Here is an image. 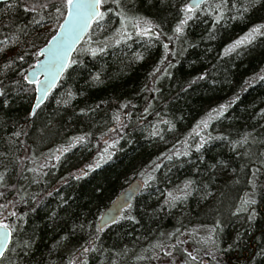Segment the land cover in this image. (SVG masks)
<instances>
[{
	"label": "trees",
	"instance_id": "trees-1",
	"mask_svg": "<svg viewBox=\"0 0 264 264\" xmlns=\"http://www.w3.org/2000/svg\"><path fill=\"white\" fill-rule=\"evenodd\" d=\"M8 2H0V41H5L6 50L23 49L25 60L17 61V66L29 71L41 57L34 54L36 48L47 44L58 28L37 13L20 8L6 11ZM186 2L189 0H120L117 5L106 0L103 27L92 25L72 55L79 63L63 74L35 117L28 116L36 95L31 85H26V94H12L8 106L0 105V153H8L0 156V171L7 168V183L15 185L7 190L0 188L6 192L0 204L18 200V191L29 194L27 204L17 203V216L5 214L15 229L9 245L15 253L9 255L17 264H68L79 255L75 250L88 246L89 241L95 243L96 250L88 253L87 264H168L165 261L174 259L184 264V248L199 249V260L194 264H264V256L260 255L264 250V170L257 173V187L253 190L247 182L250 158L244 155L249 145L234 149L230 143L250 133L257 139L256 144L249 142L251 152L257 156L264 152V143L260 142L264 140V37L257 36L251 44L224 54L228 44L255 24L264 23V7L257 6L237 19L227 18L226 13L225 21L213 30L212 17L201 5L205 10L189 21L181 40L169 43L175 56L164 49L163 44L168 43L165 37L153 36L150 42L135 31L133 20H123L117 14L123 10L129 17H146L172 36L183 16L181 5ZM216 2L208 0L211 5ZM238 2L242 4L244 0ZM122 24L128 25L131 36L116 44L113 36ZM210 31L214 39L208 38ZM6 37L18 39L12 45ZM98 47L104 50L93 55L90 49ZM136 53L143 59L135 60ZM166 55L167 60L160 64ZM2 59L4 53H0ZM168 64L174 65L168 68L172 75H161L153 85L149 75L153 68L159 65L163 69ZM97 71L102 74L101 83L91 79ZM203 72L209 75L181 92L178 99L173 98L184 82ZM13 74L19 78L18 71L9 73ZM153 87L161 91H152ZM69 92L74 95L69 97ZM127 101L132 106L123 108ZM149 102L152 108L146 114L143 109ZM225 103L228 107L223 115L212 113ZM81 108L93 111L82 113ZM125 113L132 115L126 117ZM117 115L119 121L115 119ZM140 117H144L143 123ZM164 120L175 127L161 123ZM153 127L163 131L152 135ZM20 129L26 135L17 138L19 143L9 144L11 133ZM84 134H89L86 142L64 153L55 169L51 165L44 168L43 172L49 174L43 179L40 173L25 171L39 168L58 146H66L71 137ZM201 135L205 143L197 151L195 144L202 142ZM208 136L213 139L208 141ZM177 151H187L189 155L176 156ZM161 154L171 155L172 159ZM97 161L100 167L88 170L86 177L77 180L68 176L70 172L78 175L79 169ZM156 164L160 167L156 168ZM60 177H66L68 183L64 184ZM33 178L40 182L32 183ZM135 179L145 181L144 189L116 222L97 233L102 213ZM186 180L195 182L190 189L184 188ZM53 188H58L59 194L43 195ZM253 191L257 203L250 207H255L257 217L250 222V212L236 209ZM170 192L178 197L174 207L164 203L171 199ZM184 192L188 193L186 197ZM37 193L43 196L39 203L30 198ZM127 216H135L136 220ZM237 234L241 239L233 243ZM26 239L32 241L27 254L20 247ZM158 242L167 246L165 251L156 247ZM172 244L176 247L171 248ZM168 251L172 257L167 256Z\"/></svg>",
	"mask_w": 264,
	"mask_h": 264
},
{
	"label": "snow or ice",
	"instance_id": "snow-or-ice-1",
	"mask_svg": "<svg viewBox=\"0 0 264 264\" xmlns=\"http://www.w3.org/2000/svg\"><path fill=\"white\" fill-rule=\"evenodd\" d=\"M112 2L119 5L120 0H112ZM105 3L106 0H59V3H57L56 0H9V2L5 4L6 11L10 12L15 10L16 8H20L25 12L37 13L41 15L42 19H47L50 23L54 22V26L59 28L60 31L51 37L50 43L46 44L45 47L36 48L35 45H32L33 48H36V52L34 54L45 55L47 59L43 63L37 61L39 67L37 69L31 70L30 73L26 71L22 66H17V61L25 60L26 53L23 51V49H16L15 51H12V49L9 48L6 50L4 47L5 41H0V53H4V59L0 60V105L8 106L11 103L10 97L12 96V94H26L28 92V87H26V85H31L33 86V93H38V95L34 96L35 103L30 106L28 116L35 117L38 114L37 110L40 109L42 104L44 103L47 93L50 90L51 84L55 81L56 77L66 72L73 65L79 63L77 59L72 58L71 52L73 50V46L80 40L81 35L89 31L93 24L103 27V22L107 15L106 10L104 9ZM201 5H204L205 8H207L209 15L212 17L211 29L214 30L218 23L225 21L226 13L229 14L227 18H243L245 13L255 9L257 6L264 7V0H244V3L242 4L239 3L238 0H232L230 6L229 0H217L214 5L209 4L208 0H189V2L181 5V12L183 16L176 24L172 36H167L166 33H164L162 30H159L160 26L158 24H153V22L148 20L146 17H129L123 12V10H121L117 14L120 15L123 20H133V27L135 31L141 37H148L150 42L153 36L157 37L158 39L161 37H165L168 40V43L163 44L164 49L166 50V52H170L173 56H175V50L169 48V43H172L174 39L176 41L181 40V38L185 35V29L188 26L189 21L197 18L198 11L203 12L205 10V8H202ZM48 9L52 10L51 13L47 11ZM108 11H111V9H109ZM233 11L236 13V15L234 16L230 15ZM33 23L39 24L40 21L33 20ZM4 26L7 27L8 25ZM127 27V24H122L121 28L117 29L114 33L113 40L116 44H120L121 41L126 40L129 36H131V33H127ZM20 31L23 32V28H21ZM124 33H127V35H125ZM257 36L264 37V23L255 24L242 36L228 44L224 49V54L227 55L231 52L236 51V49L240 48L243 45L251 44L256 40ZM36 38L39 39V36L37 35ZM208 38H215L212 31L208 33ZM17 39L18 38L16 37H13L11 39L7 37L5 38V40L12 45H15ZM188 46L195 47V45L192 44H189ZM104 47L106 48L107 45H105ZM103 50L104 48L99 47L90 49L93 55ZM9 52H11V55H8ZM134 59L137 61L142 60L143 55L136 53L134 54ZM166 60L167 55L160 61V64H164ZM173 66L174 65L172 64H168V67L163 69H161L159 65L154 67L152 73L149 74L153 77V85H155V83L161 78V75L171 76L172 73L168 70V68H171ZM16 71L19 72V78H16L15 74L9 75V73H14ZM39 71H44L46 73V77L44 80L37 79V72ZM101 75V72L97 71L92 75L91 79L96 83H101ZM208 75V72H203L200 75L193 77L191 81L184 82V84L180 86L179 92H177L173 98L178 99L181 92H186L193 86V84H195L199 80L205 79ZM261 79H264V77H261ZM5 81H9V84H6ZM151 90L155 92L161 91V89L157 87H153ZM73 95L74 94L71 92L68 93L69 97ZM153 99L155 98L153 97ZM235 99H239V97H236ZM60 102L61 101L59 100L57 101V103ZM67 102V100L64 101V103ZM129 106H132L131 101H127L122 105L123 108H127ZM227 107L228 104H221L218 109H213L212 113H215L217 117L221 116L227 110ZM151 108L152 104L149 102L148 106L143 109L144 113H149ZM86 111H93V109H80V112L82 113ZM261 111L264 112V109H262ZM131 115V113H125L126 117H130ZM157 115L159 114L157 113ZM209 116L211 117V113L209 114ZM115 119L119 121L120 117L117 115ZM138 119L140 123L144 122V117H140ZM161 123H164L169 127H175V125L172 124V122L169 120L161 121ZM201 123H203L204 128L208 127V124L206 122L202 121ZM121 130H123V126H121ZM109 131H115V129H110ZM162 131V129L157 130L155 129V127H153L152 135H160ZM22 135H26L23 132V129L12 132L11 136L8 139V143H19V140L17 138L21 137ZM88 135L89 134H84L71 137L70 143L66 146H58L54 153L47 156L45 163L42 166H40L39 168H26L25 171L40 173V179H43L49 174L47 172H43L44 168H49V166L51 165V169H55L58 166V162L61 160L63 154L68 152L71 147H74L82 142H86ZM212 139L213 137L208 136V141H211ZM118 140L119 137L117 138V140H113L112 144L115 145ZM200 140L202 141L201 143L195 144V148L197 151L204 147L205 141L203 135L200 136ZM250 141L251 144L257 143V139L255 137H252L250 133H245L242 137H240V139L230 141V143L232 144L234 149H236L237 147H244L245 145H249V147L244 152V155L250 158L249 166L251 175L248 178L247 182L251 184L253 190H255L257 187V173H260L262 170H264V152H261L259 156H257L255 153H252L249 144ZM105 142L107 143V141ZM260 142L264 143V140ZM186 144L187 142L185 141V145ZM105 152L107 153L108 150L105 149ZM239 154L240 153L237 152V155ZM7 155L8 153H0V156ZM161 155L165 156V154ZM174 155H189V153L187 151H177L174 153ZM101 158L103 159V155L101 156ZM108 158H111V153H108ZM165 158L171 160L172 156L166 155ZM157 159H159V157ZM52 161H55L57 163H51ZM221 163L225 162L221 161ZM98 167H100L99 161L95 163H88L84 166V168L78 170V175L70 172L68 173V176L79 180L80 178L86 177L89 174L88 170ZM155 167L159 168L160 165L156 164ZM212 167H216V165H213ZM7 171V168H5L3 171H0V188H4L6 190L9 188H15V185H9L7 183ZM235 171L236 170L233 169V172ZM149 178L152 179L154 177L150 176ZM25 179L27 178L25 177ZM60 180L64 184L68 183V179L66 177H60ZM39 182L40 180L36 178H33L32 180V183L38 184ZM194 183L195 182L193 180H186L184 183V188L190 189ZM53 192L59 194V189L53 188V191L45 192L43 193V195L52 196ZM187 194V192L183 193L185 197L187 196ZM168 195L171 199L165 200L164 203L169 205L170 207H174V202L176 199H178V197H174L171 192ZM5 196L6 192L0 191V198H4ZM16 196L18 197V200H8L6 201V203L0 204V264H5V262H7V264H17V261L9 255V253H15V249L9 248V243L11 242L12 235L15 229L12 224L7 222L5 214L13 217L17 216V212L14 210L16 209L17 203L27 204L28 199L26 197H28L29 194L26 191L23 192V194L18 191L16 193ZM255 197L256 193L255 191H253L252 195L248 196L246 200L242 201L241 206L236 209V212H250V214L247 216V220L250 222L255 221L257 217L255 207H250L257 203ZM30 198L32 201H36L37 203H39V201L43 199V196L37 193L32 194ZM64 203H67V201L65 200ZM129 207L131 206L129 205ZM31 210L35 211V208H32ZM22 215L27 214L23 213ZM53 215H55V213H53ZM126 218L136 220L135 216H127ZM109 221L116 222L114 217H109V220H106L105 224L109 223ZM249 226L251 227V224ZM75 227L83 228L84 226L74 225V228ZM101 230L102 229L99 226L96 227L97 233H99ZM177 231L179 230L177 229ZM168 235L172 236L174 234L169 233ZM95 238L99 239V236L97 235ZM62 239H67V237H62ZM240 239L241 235L237 234L233 239V243L238 242ZM177 243H183V241L177 240ZM57 244H59V242H57ZM20 247L21 250L25 251V254H27V250H30L32 247V241L30 239L23 240ZM54 247H56V245H54ZM156 247L160 248V250L163 252L166 250L167 246H164L158 242L156 244ZM170 247L175 248L176 245L172 244ZM228 247L230 248L232 247V245H228ZM95 250V243L89 241L88 246L82 245L80 249L75 250L77 253H79V255L70 259L68 264H87L88 253ZM183 252L186 254L184 264H194L195 261L199 260V249L189 250V248H184ZM153 254L156 255L155 252ZM172 255L173 253L171 251L167 252L168 257H172ZM260 255L264 256V250L261 251ZM80 257H83V259H80ZM168 264H173V261L169 260Z\"/></svg>",
	"mask_w": 264,
	"mask_h": 264
},
{
	"label": "water",
	"instance_id": "water-1",
	"mask_svg": "<svg viewBox=\"0 0 264 264\" xmlns=\"http://www.w3.org/2000/svg\"><path fill=\"white\" fill-rule=\"evenodd\" d=\"M2 1H7V0H0V2H2ZM59 31H60V29L58 28L56 33ZM89 31L83 33L81 35L80 40L73 46L71 56L74 54V52L76 51L78 46L81 44V42L84 40V38L86 37V35L88 34ZM50 41H51V39L48 41L47 44H49ZM45 45L43 47H45ZM40 56H41L40 59L37 61H40L41 63H43L47 59V57L45 55H40ZM37 61H36L35 65L31 69H29V71H28L29 73L31 72V70L37 69L39 67V65L37 64ZM63 74L56 77L55 81L51 84L50 90L47 93V96H46L44 102L46 101L48 95L52 92V90L57 86V84L60 81ZM45 77H46V73L44 71L37 72V79L44 80ZM36 95H38V93H36ZM34 103H35V101H34ZM144 187H145V181L144 180H142V179L133 180L119 195H117L115 197L113 202L102 213L101 218L99 220V227L101 229H103L104 227L112 224L113 222H111V221H109V223L105 224V221L109 220V217H114L115 221H116L122 215L124 209L129 207V205H131L133 200L141 193V191L144 189ZM11 241H12V239H11ZM10 243H9V245H10Z\"/></svg>",
	"mask_w": 264,
	"mask_h": 264
},
{
	"label": "rangeland",
	"instance_id": "rangeland-1",
	"mask_svg": "<svg viewBox=\"0 0 264 264\" xmlns=\"http://www.w3.org/2000/svg\"><path fill=\"white\" fill-rule=\"evenodd\" d=\"M190 250V249H189ZM173 261V264H179V261H177V259H174V260H172ZM165 263H168V262H166L165 261Z\"/></svg>",
	"mask_w": 264,
	"mask_h": 264
}]
</instances>
